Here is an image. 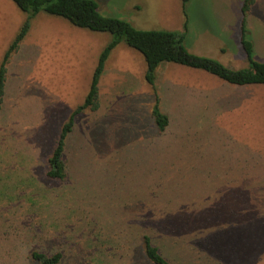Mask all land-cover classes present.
I'll return each instance as SVG.
<instances>
[{
  "label": "rangeland",
  "instance_id": "obj_1",
  "mask_svg": "<svg viewBox=\"0 0 264 264\" xmlns=\"http://www.w3.org/2000/svg\"><path fill=\"white\" fill-rule=\"evenodd\" d=\"M140 30L184 33L192 54L247 67L243 0H94ZM0 0V65L27 21ZM187 22V27L185 24ZM6 64L0 110V264H151L140 234L172 264H264V85L228 84L164 62L156 94L124 41L100 76L99 109L74 119L66 177L47 178L59 131L82 105L114 37L40 12ZM253 59L264 62V0L247 14ZM169 125L159 134L156 98Z\"/></svg>",
  "mask_w": 264,
  "mask_h": 264
},
{
  "label": "trees",
  "instance_id": "obj_2",
  "mask_svg": "<svg viewBox=\"0 0 264 264\" xmlns=\"http://www.w3.org/2000/svg\"><path fill=\"white\" fill-rule=\"evenodd\" d=\"M255 1L243 0L242 3L241 46L247 60V67L234 70L225 67L214 59L190 53L184 46V33L137 29L125 20L101 15L94 0H13L16 6L28 17L0 65V110L5 95L6 64L11 54L17 51L19 43L29 27L30 19L38 13L44 12L48 15L61 17L78 28L95 32H108L113 35V41L107 45L100 56L83 104L77 106L62 125L53 152L47 160L46 177L62 180L66 177L67 171V162L64 158L66 141L74 130V119L85 110L95 112L99 109L98 83L103 72V65L111 49L121 41L142 54L146 63L145 81L152 87L155 94L156 70L164 62L202 70L231 85H264V62L253 59V44L246 35L247 14ZM182 2L184 5L186 0H182ZM151 118L157 132L159 134L164 133L169 125V118L167 114L160 111L158 97L151 110ZM139 238L142 253L151 264H172L160 252L159 247L153 243L149 235L142 233ZM30 256L37 264H60L62 260L61 252L49 255L33 251Z\"/></svg>",
  "mask_w": 264,
  "mask_h": 264
}]
</instances>
